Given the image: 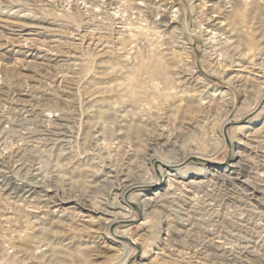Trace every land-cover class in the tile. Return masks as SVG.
I'll return each instance as SVG.
<instances>
[{"label":"rangeland","instance_id":"obj_1","mask_svg":"<svg viewBox=\"0 0 264 264\" xmlns=\"http://www.w3.org/2000/svg\"><path fill=\"white\" fill-rule=\"evenodd\" d=\"M115 263L264 264V0H0V264Z\"/></svg>","mask_w":264,"mask_h":264},{"label":"bare ground","instance_id":"obj_2","mask_svg":"<svg viewBox=\"0 0 264 264\" xmlns=\"http://www.w3.org/2000/svg\"><path fill=\"white\" fill-rule=\"evenodd\" d=\"M5 24V23H4ZM54 30V29H53ZM244 68V67H243ZM242 67H239L238 65V68H236L237 71H244ZM262 98V97H261ZM262 100V99H261ZM260 102V101H259ZM259 104V103H258ZM258 106V105H257ZM253 109H256L255 107ZM225 124H227V122H225ZM243 127V126H241ZM245 127V126H244ZM190 155V154H189ZM211 155V154H210ZM187 156V155H186ZM189 157V156H188ZM187 157V158H188ZM187 158H184V159H180V160H171V161H166L165 163L169 166H177V165H181L184 160H186ZM201 158L202 159H205V160H210V156L209 155H201ZM156 185L155 184V181H153L152 183H149V182H132L130 184L127 185L126 187V191H130L132 190L134 187H137V186H154ZM146 200V199H145ZM149 200V199H148ZM125 203L127 204V206H131V199L129 198H126L125 199ZM125 205V204H124ZM117 208H121V209H124L122 206L118 205ZM125 211V210H124ZM132 212H129L128 210V213H123L122 215L120 216H117V215H114L113 213L111 214L113 217H112V220H111V223H114V222H117V221H120V220H128L132 217V215L130 214ZM120 237H122L120 235ZM116 264V263H115Z\"/></svg>","mask_w":264,"mask_h":264}]
</instances>
